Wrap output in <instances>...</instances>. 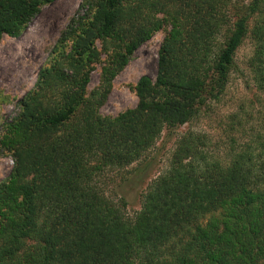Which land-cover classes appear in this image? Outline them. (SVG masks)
<instances>
[{
	"label": "trees",
	"instance_id": "obj_1",
	"mask_svg": "<svg viewBox=\"0 0 264 264\" xmlns=\"http://www.w3.org/2000/svg\"><path fill=\"white\" fill-rule=\"evenodd\" d=\"M53 1L0 0V39L21 35ZM168 25L157 77L140 78L137 106L102 115L112 79ZM249 33L250 66L264 90V0H85L56 57L3 123L0 144L14 166L0 182V264H264L260 133L220 159L187 131L133 216L126 198L110 197L102 185L164 130L220 100ZM98 39L115 52L87 96ZM148 163L136 169L138 179Z\"/></svg>",
	"mask_w": 264,
	"mask_h": 264
},
{
	"label": "rangeland",
	"instance_id": "obj_2",
	"mask_svg": "<svg viewBox=\"0 0 264 264\" xmlns=\"http://www.w3.org/2000/svg\"><path fill=\"white\" fill-rule=\"evenodd\" d=\"M84 1L54 0L47 3L21 35L5 34L0 39V133L3 123L20 110V100L35 88L40 70L56 57L61 49V36ZM170 27L166 26L143 43L112 79L111 89L100 107L102 115L118 116L137 106V83L143 75L156 79L159 49ZM104 44L101 39L96 41L100 55L91 69L87 96L100 87L103 68L115 52L114 47L104 50ZM254 51L255 42L249 33L236 52V66L220 100L209 101L194 119L172 133L164 130L140 160L108 172L111 180L102 185L110 197L126 198L129 215L133 216L141 208L148 181L169 167L176 143L187 131L200 135L210 155L220 159L229 157L233 147L243 145L251 137L259 133L264 136V90L258 89L256 71L250 66ZM147 163L149 168L143 173V178L138 179L134 175L136 169ZM13 166L12 153L0 144V182L10 175Z\"/></svg>",
	"mask_w": 264,
	"mask_h": 264
}]
</instances>
